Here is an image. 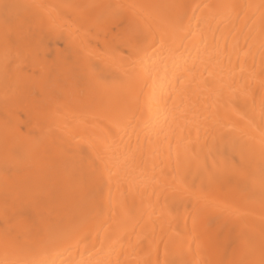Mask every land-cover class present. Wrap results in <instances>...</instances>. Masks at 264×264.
I'll list each match as a JSON object with an SVG mask.
<instances>
[{
	"label": "bare ground",
	"instance_id": "bare-ground-1",
	"mask_svg": "<svg viewBox=\"0 0 264 264\" xmlns=\"http://www.w3.org/2000/svg\"><path fill=\"white\" fill-rule=\"evenodd\" d=\"M0 264H264V0H0Z\"/></svg>",
	"mask_w": 264,
	"mask_h": 264
},
{
	"label": "rangeland",
	"instance_id": "rangeland-1",
	"mask_svg": "<svg viewBox=\"0 0 264 264\" xmlns=\"http://www.w3.org/2000/svg\"><path fill=\"white\" fill-rule=\"evenodd\" d=\"M8 9V8H7ZM8 11L6 10V13H7ZM9 13V12H8ZM123 26H124V22L122 21V20H116V19H113V29L116 31V30H121L122 28H123ZM62 29L60 30V33L58 32V33H54V34H58L59 36H60V43L58 44V39H57V43L55 44V45H57V47L58 48H61L60 50H65V49H67V44H65L64 42H66L68 39H70V37L68 36H65L64 34V32H63V29L64 28H66V29H70V30H72L71 29V26H69V25H64V26H62L61 27ZM73 31V30H72ZM75 34H77L78 32L77 31H73ZM42 33H44V32H42ZM50 33V32H49ZM51 34H53V33H51ZM51 34H47L46 36H51L50 38L53 40V41H55V38H57L56 37V35L55 36H52ZM42 35V34H41ZM63 35H64V37H63ZM59 36H58V38H59ZM47 37V38H48ZM42 38H45V36L44 37H42ZM51 39H49L50 41H48V39H46L48 42H46L47 44H49V47H50V51H49V53H51L52 55H53V53H52V51H51V49L53 48V45H52V48H51V45H50V42H52L51 41ZM66 40V41H65ZM64 45V46H63ZM98 45V44H97ZM60 46V47H59ZM49 49V48H48ZM53 50V49H52ZM94 51H96V50H93L92 52H94ZM74 52H76V51H73V53ZM97 52V51H96ZM75 54V53H74ZM52 55H51V60H53V57H52ZM49 58V57H48ZM47 58V59H48ZM17 68H19V69H21V70H23V69H25V64H23V63H19L18 64V66H17ZM16 73H19L18 71L16 72ZM42 80H43V78H42ZM97 83H100V84H103V82H101V79H99L98 80V82ZM24 107H25V104H24ZM20 116H21V118H22V116L24 117V118H26V117H28V116H24L22 113H20ZM58 133H60L59 131H58ZM37 134H39V131H38V133ZM36 134V135H37ZM59 135V134H58ZM46 139V138H45ZM44 139V140H45ZM108 157H109V159L110 160H112V158L114 157V155L113 154H109L108 155ZM53 165L54 164H52V168H53V171H55V172H53V171H51L50 170V172L53 174H51L50 175V179H48V181H50L51 180V183L49 182L48 184L50 185V187H49V196L51 195V197L50 198H52V200L51 199H47V200H51V207L52 206H54L53 204H56L55 202L58 200H60V198H69L70 199V197H71V200L74 198V200H76V199H79V201L81 202V203H83V205L84 206H96V208H95V211L96 212H101V211H103V212H106V213H108V214H110L111 213V208H110V206L106 203V201L104 200L105 199V197H109V198H111V194H112V188L110 187V189H107V188H105V185H98L97 187H95V188H92V187H90V185L89 184H87V182H86V178H81V179H77L76 181L75 180H72V181H75V182H71V183H73V185L72 186H68V185H66L65 183H64V181H60V179L58 178V176H57V173H56V171L60 168V165H58L57 166V164H55L56 166H54L53 167ZM50 167V168H51ZM96 171L98 170L97 168L95 169ZM41 181L42 182V180L39 178L38 179V181ZM36 182V183H34V184H37V185H39L40 184V182ZM69 182V183H70ZM37 185H35L34 186V191L32 190V192L30 193V191H29V193L27 194V195H24L23 197H22V199H24L22 202H24V204L25 205H27L28 204V202H29V200L30 199H37V197L39 198V197H41L42 195L44 196V194L46 195V193H43V191H44V189H42L43 188V186H42V188H41V186L40 187H38ZM40 185H43V183L42 184H40ZM38 187V189H36V188ZM35 189H36V191H35ZM196 191V190H195ZM199 191H200V193H201V195L199 196L200 198H202L204 195H205V193H206V191L204 190V188L203 189H199ZM182 192H184V193H186V194H188V195H193L194 194V191H188V190H186V191H182ZM41 195V196H40ZM207 195H208V193H207ZM210 195V194H209ZM53 196V197H52ZM151 196H152V198L154 197V193H152L151 194ZM212 196H214V195H212ZM76 198V199H75ZM44 200V199H43ZM56 200V201H55ZM67 200V199H66ZM27 203H26V202ZM36 201H38V200H36ZM53 201V202H52ZM57 201V202H58ZM225 203H227L228 201H229V197H226L224 200H223ZM37 203V202H36ZM217 203H219V202H216V204H214V205H217ZM58 204V203H57ZM24 205V206H25ZM179 206H185V208H183L182 209V212L183 213H186V215H188V213H189V211H190V208H189V206H193V205H189V204H186V203H184V202H180L179 204H178ZM58 206V205H57ZM56 205H55V207H52L53 208V211L55 210V209H57V213H56V211H52V213L53 214H51L50 212L51 211H49V210H52L51 208H49V209H46L47 211H45L44 210V216H47L48 217V219H51L52 217H53V215H55V216H57V217H59V208L57 207ZM152 206H158V205H156V204H154V205H152ZM147 209V208H146ZM148 210V209H147ZM146 211V210H145ZM49 213H50V215L52 216H50L49 215ZM49 217H51V218H49ZM35 219H33V221H34ZM37 221V220H36ZM36 221H34L35 222V224H39L38 222L36 223ZM34 222H33V224H34ZM34 224V225H35ZM39 227H37V229H38Z\"/></svg>",
	"mask_w": 264,
	"mask_h": 264
}]
</instances>
